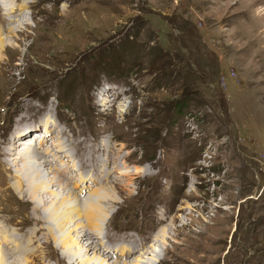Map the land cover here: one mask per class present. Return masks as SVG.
I'll return each instance as SVG.
<instances>
[{
    "label": "rangeland",
    "instance_id": "obj_1",
    "mask_svg": "<svg viewBox=\"0 0 264 264\" xmlns=\"http://www.w3.org/2000/svg\"><path fill=\"white\" fill-rule=\"evenodd\" d=\"M1 1L9 12H0L8 39L0 56V229L29 244L30 264H59L65 233L35 211L28 186L14 189L20 172L2 151L43 112L53 115L55 137L34 147L44 154L38 162L61 139L68 152L58 163L70 158L73 185L86 190L93 179L76 144L86 153L104 142L127 156L129 179L121 158L98 154L111 175L97 186L115 183L120 193L109 209V245H147L122 263L161 254L158 264H264V0ZM11 6L20 9L11 14ZM61 185L53 187L57 206L67 194ZM73 222L66 230L82 220ZM27 223L46 230L32 245Z\"/></svg>",
    "mask_w": 264,
    "mask_h": 264
},
{
    "label": "bare ground",
    "instance_id": "obj_2",
    "mask_svg": "<svg viewBox=\"0 0 264 264\" xmlns=\"http://www.w3.org/2000/svg\"><path fill=\"white\" fill-rule=\"evenodd\" d=\"M14 2L19 4L18 0H14ZM18 8L20 9V7ZM18 8L11 6L10 13L13 14L14 13L13 11L18 10ZM4 10H6L7 12L4 13ZM8 10L9 8L3 9L2 1L0 0V12L2 14V18H4V16L9 12ZM3 32L4 29L0 27V56L2 54L3 49L5 48L4 44L8 41L7 37H4V35H2ZM105 90L102 89V91ZM106 93H108L109 95L110 92H106ZM117 96H119V94ZM108 102L110 101L105 100L104 104L108 105L107 104ZM39 110L40 108L37 109V111ZM34 114L35 113H33V115ZM52 116L53 115L46 116L43 119L41 117L39 118V120L41 121L40 124L43 126L42 135L35 134L33 135V137H31L32 132L37 133L39 130L38 128L40 127L34 125L32 129L30 128L28 129L30 132L27 130L24 137H20V138H26L28 136V140L26 142H23L22 146L19 147V145L15 143L16 139L19 137L16 138L14 137L13 143H11V141L9 142L10 146L7 147L9 149L5 148L6 151H2V154H4L2 158L3 157L6 158L7 161V157L12 156L11 163H9L8 161L6 163L9 165L10 168H17L18 172H20V174H17L15 177L16 178L15 183H12L14 184L13 186L14 189L16 191L23 192L24 185L28 186L27 188L28 191L26 193L28 197L30 196V199H32V202L34 203L33 206L35 207V211L41 212L45 220H49V222L55 224L57 230L64 231L65 234L61 238V244H62L61 248L63 249L61 250L62 256L58 258V263L60 264V262H62L64 264H74V262L72 263V261H75L78 262V264H158L157 262L161 259L160 257L161 254L160 255L153 254L151 260L147 262L136 261L135 263H129V262L122 263V261L120 260L122 257H129L134 254H137L139 251L142 250L144 246L145 247L147 246L140 244V242L133 240L132 238H130V240L132 241L128 243L121 241L117 245H112V246L111 244L109 245V242H111V240L109 238V231L106 228V226L108 227L110 223L108 218H112V215L109 214V209L113 205V203L117 202L120 193L115 183H113L114 187H112L110 191L106 189L107 187L102 189L101 186L99 187L97 186L98 182H101V180H103L104 178L108 179V176L111 175L110 173L109 174L104 173V171L107 170L106 166L108 167V161L106 163V161L102 160L101 164H98L100 163V160L98 159V154L99 153L103 154L104 149H106L107 151H109L108 160L109 159L112 160L113 157L114 162H116L121 158L122 165L120 169L123 172V175H125L126 178L129 179L130 177L127 176L132 175V173L128 172L127 170L128 167L125 165L126 163L125 160H127V156L119 157L117 155L119 153V150L117 152L115 151L114 153H112L113 152L112 145L103 144L104 142L102 144L99 143V145H101L100 147L97 146L96 148H94L90 146L86 148V153L84 152L85 146L76 144L78 148L77 149L73 148L75 150L74 151L75 156L78 157L83 164L91 161L90 164L87 163V165L91 166V168L90 169L86 168V169L92 172V175L89 176L93 179L88 178L91 184L87 183L88 185L87 184L85 185L86 190L83 189V183H81V185H75V184L73 185L71 182H68L69 180L66 179L67 173L69 172L67 171L68 170L67 168L70 167L73 168V165L69 163L70 158H67L68 160H66L63 163H58V157L64 153L63 152L64 149L61 148L62 145L61 139H58L57 141L53 142L51 144L52 146L50 150L49 148L45 150L48 155V158L45 155L46 158L43 160V162L41 161L40 163L38 162V160L43 159L44 154L42 151H40V149L34 147L40 145L39 144L40 142L42 144H45V141L47 140L50 141L52 137H55L54 132H52L50 129L51 126L54 125L55 123H53L52 121L48 122L47 120L48 117L50 118V120H52L53 119ZM32 122L34 123L33 118H32ZM56 125L59 126L57 123ZM59 127L64 128L63 126L62 127L59 126ZM52 129L56 130V132H58L57 134L59 135L62 134L60 133L61 131L59 132L57 129H55L54 126ZM7 144L8 143L3 145H7ZM66 152L64 154H66ZM29 157H32L33 160V161L31 160L32 162H29L30 160L28 159ZM34 160L35 162L37 161V164L34 162ZM50 167L54 168L53 171L50 169ZM79 167L81 168V166ZM114 167L118 169L117 165ZM45 169H47L48 171H45ZM5 171L8 172V175H10L11 172L8 169H6ZM56 172L58 174L59 179H57ZM100 172L103 174L102 176H99ZM139 172H141V168L139 166H136L135 173H139ZM50 174H52L53 176L51 177ZM58 180H60L62 185H64V186L61 185L60 187L63 190H66L67 192V194L62 198L61 205L59 206L54 205L55 203L54 199L57 198L58 192L53 188L57 186V184H60V181ZM83 180L87 181L86 175H84V178L81 179V182H84ZM102 183L104 184V182ZM90 186H92V188H94V186H97V189L94 191H89V194L87 195L86 198L81 197L82 193L88 191L87 188H89ZM50 197H52L53 201L52 199L51 201L48 200L50 199ZM78 219H81L82 223H77L76 227L74 225L75 228H72V231L70 229L68 230V228L66 230V226L68 223L73 221L75 222ZM27 224L28 227L29 226L32 227V231H31L32 236L28 237L27 234V237L29 238V241L31 243L30 245H32L35 244L38 234L42 233L44 236L46 230L42 226L41 227H38L37 225L34 226L33 223H27ZM54 228L53 225L51 224L50 227H48V231L51 232L50 233L51 236L52 235L54 236L55 234ZM105 229H107L106 232ZM7 230L5 229V227H3V229H0V264L32 263L33 260H31L30 257L31 255H33V251L29 250V244L23 243L24 240L23 238H21L22 236L19 237L14 233H10V230H8L9 232ZM25 231L27 232L26 229ZM156 232L154 234H156ZM54 238L55 240L57 239L56 235L54 236ZM86 239L91 242L88 243L87 246H84L83 241ZM153 239L154 237H152V240ZM124 240H127V238H125ZM109 249H111L113 253H110L111 251L109 252ZM71 253H74L76 259L74 258V260L71 261L68 260V262L65 261L66 258H68L69 254L71 255ZM15 254H16V259L14 258L13 260H10V258L15 257ZM18 254L23 255L24 257L17 256Z\"/></svg>",
    "mask_w": 264,
    "mask_h": 264
}]
</instances>
